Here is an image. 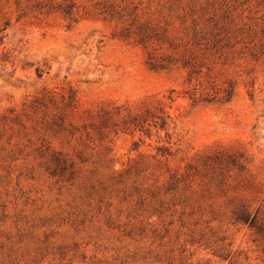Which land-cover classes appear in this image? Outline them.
Masks as SVG:
<instances>
[{
    "label": "rangeland",
    "instance_id": "rangeland-1",
    "mask_svg": "<svg viewBox=\"0 0 264 264\" xmlns=\"http://www.w3.org/2000/svg\"><path fill=\"white\" fill-rule=\"evenodd\" d=\"M76 1L70 25L52 0H0V264H264V0H118L230 34L209 52L237 83L227 103H194L185 69H151L118 19ZM70 85L79 106L58 132L32 102ZM159 99L171 143L156 128L101 135L110 102Z\"/></svg>",
    "mask_w": 264,
    "mask_h": 264
},
{
    "label": "trees",
    "instance_id": "trees-1",
    "mask_svg": "<svg viewBox=\"0 0 264 264\" xmlns=\"http://www.w3.org/2000/svg\"><path fill=\"white\" fill-rule=\"evenodd\" d=\"M125 2L126 0H122ZM57 3V5H53ZM100 13L121 23L115 35L134 40L147 48V64L154 70L185 69L187 82L193 87L186 94L194 103H227L237 94V83L228 80L227 84L219 82L218 75L214 72L211 61V51H218L224 45L225 39H230V34H223L220 27L211 25L210 18L201 20L196 12H191L192 23L182 29L176 25V19L184 24L188 21V13L165 15L158 17L148 15L141 4L119 3L118 0H96ZM99 5V6H98ZM52 8H58L70 25L81 19L80 5L76 0H52ZM192 9V7H191ZM205 15V14H203ZM217 23V22H216ZM230 33V32H229ZM173 93V91H172ZM169 95L174 100L173 94ZM78 89L74 86L64 87L62 91L45 88L42 95L33 99L35 109H42L50 116L48 123L58 132L66 130L69 123V109L79 106ZM167 103L159 99L154 107L145 106L134 110L129 103L112 101L108 106L102 107L99 118L100 133L108 137L111 132L138 131L152 135L153 128L158 132L166 131L168 143L172 142L173 117L166 108ZM159 149L165 153H172L171 144H162ZM62 160L64 162H62ZM58 167L66 168L67 160L56 155ZM74 164V163H72ZM57 167V168H58ZM237 220L249 221L244 212L238 213Z\"/></svg>",
    "mask_w": 264,
    "mask_h": 264
}]
</instances>
